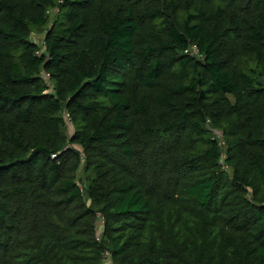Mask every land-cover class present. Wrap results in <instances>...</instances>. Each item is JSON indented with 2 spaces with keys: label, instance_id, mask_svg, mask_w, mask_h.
I'll use <instances>...</instances> for the list:
<instances>
[{
  "label": "trees",
  "instance_id": "1",
  "mask_svg": "<svg viewBox=\"0 0 264 264\" xmlns=\"http://www.w3.org/2000/svg\"><path fill=\"white\" fill-rule=\"evenodd\" d=\"M105 252L264 264V0H0V264Z\"/></svg>",
  "mask_w": 264,
  "mask_h": 264
},
{
  "label": "built area",
  "instance_id": "2",
  "mask_svg": "<svg viewBox=\"0 0 264 264\" xmlns=\"http://www.w3.org/2000/svg\"><path fill=\"white\" fill-rule=\"evenodd\" d=\"M218 137L221 136L220 133H216ZM100 216V215H98ZM101 233H102V226L100 225L97 229V240L99 241L101 239ZM103 264H113L111 260V255L109 252L104 253V259H103Z\"/></svg>",
  "mask_w": 264,
  "mask_h": 264
},
{
  "label": "rangeland",
  "instance_id": "3",
  "mask_svg": "<svg viewBox=\"0 0 264 264\" xmlns=\"http://www.w3.org/2000/svg\"><path fill=\"white\" fill-rule=\"evenodd\" d=\"M34 40L36 41V42H38L39 43V45H42V36H38V35H36V36H34ZM70 130H71V128H70Z\"/></svg>",
  "mask_w": 264,
  "mask_h": 264
}]
</instances>
